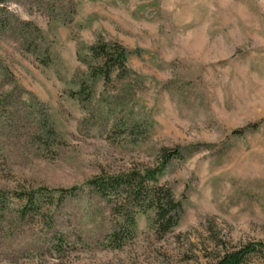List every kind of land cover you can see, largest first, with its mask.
I'll list each match as a JSON object with an SVG mask.
<instances>
[{
	"label": "rangeland",
	"instance_id": "obj_1",
	"mask_svg": "<svg viewBox=\"0 0 264 264\" xmlns=\"http://www.w3.org/2000/svg\"><path fill=\"white\" fill-rule=\"evenodd\" d=\"M98 43L125 73L94 74ZM172 150L176 226L149 208L129 233L91 182ZM0 196V264H210L264 243V0H0Z\"/></svg>",
	"mask_w": 264,
	"mask_h": 264
},
{
	"label": "trees",
	"instance_id": "obj_2",
	"mask_svg": "<svg viewBox=\"0 0 264 264\" xmlns=\"http://www.w3.org/2000/svg\"><path fill=\"white\" fill-rule=\"evenodd\" d=\"M91 51L94 57L99 59L94 74L102 75L106 81H109L115 70L118 74L125 73L126 51L123 47L98 43L91 48ZM178 155L177 150L163 152L161 165L147 170L145 174L132 170L91 182L102 196L115 199L118 206L116 213L121 216L122 223L127 226L129 233L135 225L137 212H144L149 208L155 210V222L162 233H167L176 226L181 203L175 199L169 187L159 184V175L166 164ZM148 181H151V184ZM17 195L26 199L30 206L39 205L40 196L34 193ZM3 201V196H0V205ZM116 240L120 241L119 237ZM260 253H264V243H247L240 248L222 250L210 264H245L251 255Z\"/></svg>",
	"mask_w": 264,
	"mask_h": 264
}]
</instances>
